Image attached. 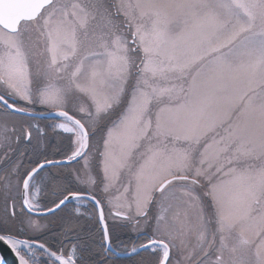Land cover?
<instances>
[{"label":"snow or ice","instance_id":"1","mask_svg":"<svg viewBox=\"0 0 264 264\" xmlns=\"http://www.w3.org/2000/svg\"><path fill=\"white\" fill-rule=\"evenodd\" d=\"M0 264H264V0H0Z\"/></svg>","mask_w":264,"mask_h":264},{"label":"water","instance_id":"2","mask_svg":"<svg viewBox=\"0 0 264 264\" xmlns=\"http://www.w3.org/2000/svg\"><path fill=\"white\" fill-rule=\"evenodd\" d=\"M9 259L11 260V257H9Z\"/></svg>","mask_w":264,"mask_h":264}]
</instances>
